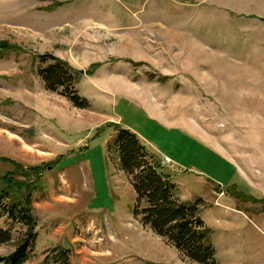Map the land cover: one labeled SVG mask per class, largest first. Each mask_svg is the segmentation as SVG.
Wrapping results in <instances>:
<instances>
[{"label": "rangeland", "instance_id": "1", "mask_svg": "<svg viewBox=\"0 0 264 264\" xmlns=\"http://www.w3.org/2000/svg\"><path fill=\"white\" fill-rule=\"evenodd\" d=\"M263 18L264 0H0V172L10 158L43 182L31 263L198 264L139 221L117 128L198 203L220 260L218 207L264 208ZM43 53L86 106L46 88Z\"/></svg>", "mask_w": 264, "mask_h": 264}, {"label": "trees", "instance_id": "2", "mask_svg": "<svg viewBox=\"0 0 264 264\" xmlns=\"http://www.w3.org/2000/svg\"><path fill=\"white\" fill-rule=\"evenodd\" d=\"M12 47L7 42H0V50ZM38 58L51 60L42 71L46 88L51 91L62 88L60 94L72 105L79 108L87 105V101L71 88L74 77L64 60L50 53L40 54ZM116 131L119 163L132 185L141 224L189 260L198 264H216L211 232L201 219L198 203L177 197L175 182L167 172L160 170L157 156L141 144L136 133L126 128H117ZM7 160L11 166L0 172V218L5 216L22 232L12 240L11 227H0V244L12 243L11 250L0 255V264H33L30 262V247L36 238V219L32 214V195L42 188L43 182L38 177L40 165L24 166L10 158ZM67 251L64 248L57 251L59 264H70Z\"/></svg>", "mask_w": 264, "mask_h": 264}, {"label": "crops", "instance_id": "3", "mask_svg": "<svg viewBox=\"0 0 264 264\" xmlns=\"http://www.w3.org/2000/svg\"><path fill=\"white\" fill-rule=\"evenodd\" d=\"M218 208L220 260L215 258L216 264H264V208L251 212V216L227 200Z\"/></svg>", "mask_w": 264, "mask_h": 264}, {"label": "water", "instance_id": "4", "mask_svg": "<svg viewBox=\"0 0 264 264\" xmlns=\"http://www.w3.org/2000/svg\"><path fill=\"white\" fill-rule=\"evenodd\" d=\"M263 20H264V18H263Z\"/></svg>", "mask_w": 264, "mask_h": 264}]
</instances>
